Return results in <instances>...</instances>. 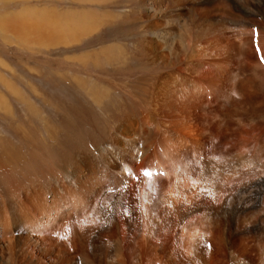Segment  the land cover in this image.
Segmentation results:
<instances>
[{"label": "rangeland", "instance_id": "1", "mask_svg": "<svg viewBox=\"0 0 264 264\" xmlns=\"http://www.w3.org/2000/svg\"><path fill=\"white\" fill-rule=\"evenodd\" d=\"M73 3L77 0H0V201L9 204L17 200L15 195L22 186L31 187L32 182L41 180L49 186L63 179L69 183L77 169L101 170L105 161L112 162L108 170L120 171L122 163L132 160L125 154L127 148L145 147L151 129L156 137L146 156L128 163L132 168L130 185L135 186L139 203L155 200L162 184L181 182L185 186L182 198L197 192L194 201L198 200V217L207 210L220 217L219 224L211 227V235L217 239L228 229L232 235L243 233L242 242L234 240V251L242 254L244 246L249 264H260L264 252V89L253 97L232 92L239 71L236 65L226 66L219 55L210 61L214 65L210 71L221 74V79L204 78L208 64L198 67L197 80L188 74L195 85H185L190 88L186 97L181 91V104L173 110H160L159 128H152V123L137 118L150 113L153 107L152 74L167 68L151 64L147 51H140L152 37L138 22L142 5L135 0L120 9L105 10L118 15L133 11L128 23L59 42L54 35L56 13L66 15L81 9ZM98 10L102 17L105 11ZM262 20L264 26V11ZM175 28L180 29L178 25ZM235 28L219 35L214 51L219 54L234 47L236 60H243L248 51L253 59L262 53L264 63V29L261 39L260 28L254 25ZM112 46L126 49L132 58L129 66L136 73L123 75L115 69L117 63L105 64L103 53ZM86 57H91L89 62H85ZM262 69L263 78L264 66ZM114 75L120 79L117 83L112 79ZM171 92H177L175 87ZM111 174H98L105 191L112 184L115 187L118 180L106 178ZM118 202V198L90 195L77 214L98 207L100 211L91 215L89 225V230H94L101 223L99 217H107ZM69 218L66 215L62 219L64 227L50 225L42 234L56 250L63 248L71 254L68 264L82 260L87 264H111L115 260L113 239L117 236L122 240L124 263L149 264L143 254L149 243L159 249L156 262L151 264H161L164 238L158 236L160 241L156 242V237L125 235L123 228L117 234L111 229L102 240L79 248L66 227ZM198 227H204L203 218H198ZM5 237L1 232L0 264H10L2 250Z\"/></svg>", "mask_w": 264, "mask_h": 264}, {"label": "bare ground", "instance_id": "2", "mask_svg": "<svg viewBox=\"0 0 264 264\" xmlns=\"http://www.w3.org/2000/svg\"><path fill=\"white\" fill-rule=\"evenodd\" d=\"M134 1L77 0V3L73 4L80 6V10L68 12L66 15L60 12L56 13L54 35H56L59 42H62L64 38L76 40L77 37L91 34L100 28H114L118 24L128 23L126 20L132 18L135 14L133 11L118 15L115 14V11L110 13L105 10L120 9L124 6L123 4L127 5V3H133ZM136 1L139 2V5H142V7L140 6L141 16L138 22L141 26H145L146 31H149L152 35L147 45L142 47L144 50L140 49V51H147L146 54L150 57L151 64L158 63L162 68H167L165 71L156 70V73L152 74L151 80L155 84L150 101L153 103V107L147 115L142 114L139 116L138 121L152 123V128H159L158 125L161 123L159 118L162 117L160 110H173L181 104L184 99L181 91H184V97H186V91L190 88L185 87V85H195L194 80L189 79L187 75H192L197 80L198 67L203 64H208L206 71L208 74L204 77L205 79L220 80L221 74L210 71L213 70L214 66L210 61H213L219 55L223 57L226 66L236 65L239 71L237 84L233 86L232 92L240 95L245 94L246 96L261 95L263 93L264 77L262 78V68L264 63L263 56H260L262 53H258L260 57H256L255 54V59H253L250 51H248L243 60L239 58L236 60L233 55L236 52L233 51L235 50L234 47L228 48L219 54L214 50L219 35L233 30L236 26L243 29V25H254L260 28L258 32H261L260 38L262 39L264 0H254L252 3L250 0ZM98 9L105 11L102 17L98 15L100 13ZM180 13H185V16L183 17ZM177 25L180 27L179 31H176L175 26ZM126 52L123 46L109 47L103 53L107 58L105 64L117 63L118 67H115V65L114 67L116 70H121L123 75L136 73L137 71L134 72L132 67L129 66L132 63V58ZM118 53L121 55H118L117 59ZM90 58L86 57L85 62H89ZM96 59L98 60V57ZM204 60H207V62H204ZM245 73H250V75ZM117 76L114 75L115 78H112L114 83L120 80ZM133 81L135 83L139 82L138 79H132ZM174 87L177 90L175 94L171 92ZM175 112H178V110H175ZM148 135L149 143L145 147L140 149L136 146H134V149L133 147L127 148L125 154L129 155L130 159L142 160L146 156L156 137L151 129L148 131ZM130 149H133V151H130ZM131 161L122 163V167H119L120 171H117L119 170L117 168L115 173L108 170L111 169L110 165L112 163L108 161H105V166L101 170L92 167L82 171L77 169V173L69 183L63 179V181L57 180L55 184L49 186L44 185L41 180L38 183L32 182L31 187L22 186L21 192L18 191L15 195L17 200L14 199L9 204L0 201V215L2 216L0 218V231L5 232L6 235L4 248H1L3 253L10 258L9 263H70L72 261L71 254L63 248L56 250L47 243V236L42 235L46 228L51 227L50 225L64 227L65 225L61 221H63L64 216L69 215L70 218L66 223V227L69 226L68 228L71 229L69 231L75 236L74 243L79 248L88 247L93 241L102 240L104 234H107L105 233L107 230L110 234L111 229H115V232L119 234L123 228L125 235L141 233L144 236L156 237V242L160 241L157 240L159 237L164 238V257H160L161 264H225L226 262L227 264H249L250 258L244 254L246 248L243 243H240V245L243 246L244 253L237 254L234 251L233 242L235 239L238 241L243 240L241 237L243 233L236 231L232 235L228 229L220 232L219 238H214L210 230L211 227L219 224L220 217L217 213H212L209 210L198 217V200L194 201V198L198 196L197 192H193V197L182 198L181 196L185 191L183 187L185 186L181 182L174 180L170 185L162 184L158 189L155 200H151L150 203H144L143 201L139 203L135 186L130 185L132 168L131 164L128 163ZM192 169L196 170V168ZM103 171L105 174L107 172L113 173L106 177L109 180L118 179L114 185L115 187L112 184L109 189L107 188L108 191L102 189L100 185L102 177H99L98 174ZM88 182L91 184H88ZM213 194H215L214 190ZM90 195H96L101 199L114 197L119 200L111 213L107 211L109 212L107 217L100 216V212L99 219L101 223L94 230H89V225L92 219L91 215L100 211L98 207L90 212L91 214L89 212L87 214H77L84 209ZM77 199L78 201H76ZM198 218H203L204 227H198ZM52 222L54 223L51 224ZM146 245L148 247L147 250L144 249L143 254L148 258L149 264L153 261L156 262L159 249L156 245H150L149 243H146ZM113 251L115 260L111 264H126L122 260V240L118 236L113 239ZM260 259V264H264V252L261 253ZM79 264L87 263L82 260ZM137 264L140 263L137 262Z\"/></svg>", "mask_w": 264, "mask_h": 264}, {"label": "crops", "instance_id": "3", "mask_svg": "<svg viewBox=\"0 0 264 264\" xmlns=\"http://www.w3.org/2000/svg\"><path fill=\"white\" fill-rule=\"evenodd\" d=\"M15 9L17 10V9H18V7L14 8L13 10H15ZM31 32H32L33 34H35V33H36V32H34V30H33V29L31 30ZM32 33H31V34H32ZM29 37H31V35H29Z\"/></svg>", "mask_w": 264, "mask_h": 264}, {"label": "snow or ice", "instance_id": "4", "mask_svg": "<svg viewBox=\"0 0 264 264\" xmlns=\"http://www.w3.org/2000/svg\"><path fill=\"white\" fill-rule=\"evenodd\" d=\"M145 174H147V173H145Z\"/></svg>", "mask_w": 264, "mask_h": 264}]
</instances>
